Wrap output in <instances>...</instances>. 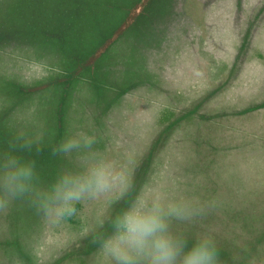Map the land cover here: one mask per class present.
Returning a JSON list of instances; mask_svg holds the SVG:
<instances>
[{
    "label": "rangeland",
    "instance_id": "rangeland-1",
    "mask_svg": "<svg viewBox=\"0 0 264 264\" xmlns=\"http://www.w3.org/2000/svg\"><path fill=\"white\" fill-rule=\"evenodd\" d=\"M204 245L264 264V0H0V264Z\"/></svg>",
    "mask_w": 264,
    "mask_h": 264
},
{
    "label": "clouds",
    "instance_id": "clouds-1",
    "mask_svg": "<svg viewBox=\"0 0 264 264\" xmlns=\"http://www.w3.org/2000/svg\"><path fill=\"white\" fill-rule=\"evenodd\" d=\"M24 174L13 176V180H20ZM213 257L209 252H193L187 259V264H211Z\"/></svg>",
    "mask_w": 264,
    "mask_h": 264
},
{
    "label": "trees",
    "instance_id": "trees-1",
    "mask_svg": "<svg viewBox=\"0 0 264 264\" xmlns=\"http://www.w3.org/2000/svg\"><path fill=\"white\" fill-rule=\"evenodd\" d=\"M203 251H204V252H205V251L208 252V249H207L206 245L203 246ZM209 253L212 255L213 259L217 260L219 254H216L215 252L213 253V252H211V251H209ZM217 261H218V260H217Z\"/></svg>",
    "mask_w": 264,
    "mask_h": 264
}]
</instances>
